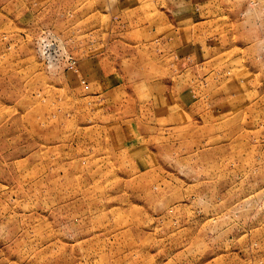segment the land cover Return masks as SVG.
<instances>
[{
	"label": "rangeland",
	"instance_id": "1",
	"mask_svg": "<svg viewBox=\"0 0 264 264\" xmlns=\"http://www.w3.org/2000/svg\"><path fill=\"white\" fill-rule=\"evenodd\" d=\"M0 264H264V0H0Z\"/></svg>",
	"mask_w": 264,
	"mask_h": 264
}]
</instances>
